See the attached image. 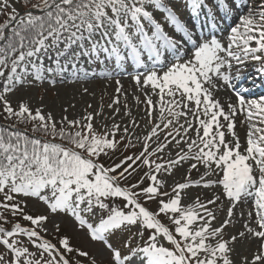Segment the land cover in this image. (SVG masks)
Segmentation results:
<instances>
[{
	"label": "snow or ice",
	"instance_id": "obj_1",
	"mask_svg": "<svg viewBox=\"0 0 264 264\" xmlns=\"http://www.w3.org/2000/svg\"><path fill=\"white\" fill-rule=\"evenodd\" d=\"M23 3L29 7L21 14L14 0H0V15L6 17L0 22V115L16 122L0 124V246L5 249L0 264H81L75 256L69 259L73 252L87 258L88 264H97L94 256L72 246L69 237H60L58 248L41 236L47 232L48 216L26 213V200H18V196L37 198L50 213L74 218L80 230L86 229L93 241L109 249L110 264H235V244L244 240L258 243L250 256L240 257L239 264H264V95L253 96L250 88L234 83L245 78L241 69L250 61L258 63L256 71L264 75V0H242L240 4L231 0V5L228 0H214L223 18L238 14L226 42L216 35L204 38L203 29L200 34L189 30L163 0ZM185 3L194 14L203 6L216 25L205 0ZM157 11L164 12L165 22L181 34V40L164 31L154 17ZM101 54L105 60L115 58L121 70L129 59L143 69L132 76L144 96L143 101L136 97L144 104L147 120L143 135H136L129 126L121 131V123L116 121L119 107L111 116L101 107L95 113L85 110L75 119L64 115L57 121L42 107L33 110L24 101L13 107L7 98L16 86L32 82L29 75L43 82L45 71L62 73L69 63L76 68L82 56L89 63H103ZM145 54L147 61L142 59ZM46 56L55 69L44 67ZM64 57L67 59L61 64ZM233 67L237 68L234 76ZM73 76L87 78V73L81 76L77 70ZM116 84L119 94L120 81ZM225 86L235 101L229 97L222 103L215 95ZM119 103L118 96L114 97L108 108ZM238 115H244L241 124H247L243 142L235 131ZM125 116L131 112L126 111ZM130 123L133 130L139 124L135 118ZM136 144L141 145L139 152L117 158L118 162L113 159L121 145L127 151ZM189 161L194 162L183 182L169 186L161 178ZM200 167L203 174L192 179V172H199ZM143 169L146 171L134 183H125ZM214 186L222 189L220 195L206 201L188 192L193 187ZM222 197L229 206L225 210L221 203L217 211L224 218L214 226L218 216L211 206ZM248 200L253 203L245 219L244 210L237 215L236 207ZM153 201L155 211L145 206ZM3 212L20 216L32 227L16 222L6 229ZM161 215L167 217L168 225L159 219ZM87 216L98 220L92 223ZM241 220L243 231L226 237L225 229L235 228ZM131 226H138L137 232L125 241L127 251L122 252L110 237ZM55 230L59 232L58 223ZM145 232L149 233L147 239ZM21 235L39 254L16 238ZM134 238L140 243L133 247Z\"/></svg>",
	"mask_w": 264,
	"mask_h": 264
},
{
	"label": "rangeland",
	"instance_id": "obj_2",
	"mask_svg": "<svg viewBox=\"0 0 264 264\" xmlns=\"http://www.w3.org/2000/svg\"><path fill=\"white\" fill-rule=\"evenodd\" d=\"M14 5L21 14L24 13L22 0H14ZM5 18H6L5 16H0V20H1L0 22H2ZM64 58L67 59V57ZM44 61L45 58L43 60V64ZM44 67L48 68L45 65ZM44 73L45 75L50 74L46 71ZM6 75H7V71H5V76ZM31 78L32 76L29 75L28 80L31 81ZM106 79L108 80L109 84H103L102 82H99L97 79L77 80L74 83L72 81H66L67 78H65L64 79L65 81L62 82L61 80H58V82H55L54 84L41 82L36 84L33 83L30 84L29 86L26 83H24L21 86L19 85L16 86L14 91L8 94L7 98L11 101L13 107H16L18 102L20 101H24L28 103L33 110L42 107L44 113L51 112L53 117L57 121H59L60 118L64 115H67L69 119H75L78 116H82L85 110H87L88 112L95 113L99 111L101 107H103L106 116H111L113 111L115 110V107H119L120 112L116 116V121L121 123V131L124 126H129L130 131H134L136 135H143L145 133L144 125L147 124V120L144 118L145 117L144 104L141 106V104L137 103L138 102L137 99L135 100L127 93V92H131L130 89L133 88L134 83H131L129 81L122 82V80L118 79L116 76L105 77L104 80ZM117 80L120 81V85L122 87V90L119 94L116 93L115 91V89L117 88V84H116ZM85 88L88 90L87 92L84 91ZM117 96L120 101L119 105L114 106L113 109H109L108 105L112 103L113 98ZM136 97L137 96L135 95V98ZM89 105H91V107H89ZM125 105L127 107H125ZM64 109H67V112H65ZM126 111H130L131 116H125ZM133 118H135L139 122L138 126L134 130L131 128V123H130ZM0 122H3L6 125H11L13 123H16L15 120H5L3 115H0ZM107 122L109 124L112 123L111 120ZM17 126H21L23 128V124H17ZM242 135H243V126L240 129L239 137L244 141ZM117 139H119V136H117ZM133 143L135 144V140H133ZM140 147L141 145L136 144L135 152H139ZM122 149H123V145H121L119 151H121ZM165 155H167V153H165ZM192 162L194 161L185 162L183 167H177L176 169L173 170L171 175L161 178L166 179L169 186L174 185L175 182H183L184 176L187 173V168L189 164ZM203 172H204L203 167H200L199 173H203ZM163 190H168V189H163ZM221 191L222 189L216 186L209 189H205L202 187H193L188 190L191 196L193 197L199 196L201 200L204 201H206L207 199H211L214 195H220ZM23 199H25L27 203V207L24 208L25 212L27 211L38 215L42 214V211L44 209L41 208L38 213L37 206H35L34 203L30 202L32 201V199L29 200L28 198L20 196L19 200H23ZM221 203L224 209L226 210V208L229 205L227 199L224 197L221 198V202H218L217 205L211 206L213 210L217 212V216H218V220L216 224H214V226H218V224L222 221L221 219L222 214H219L220 211H217V209L221 206ZM245 204L246 203L244 202L240 203L236 207V212L238 210L241 211V209L245 206ZM63 220L64 222L67 221L66 219ZM56 221H60V219L58 218L56 219ZM53 223H55V221H53ZM50 225L51 222L48 221L47 223L44 224V228ZM137 227L138 226L133 227V230L135 232H137ZM69 230L76 237H80V238L83 237L81 232L72 229V227ZM239 230H240L239 223L236 224L235 228L232 227L226 228L225 229L226 237L228 233L236 234ZM62 231H65V229H62ZM67 233L70 234L69 232ZM40 234L44 236H48L47 234H45V232H41ZM16 238L21 240L24 246H27L29 249L32 247V244L28 241L27 237L21 235ZM70 243L75 248H79L82 250L81 245H83L85 248L90 250L88 242H81L80 243L81 245H79L76 243L74 239L71 238ZM161 243H163L164 246L166 247H171L170 245L167 244L166 241H161ZM235 249L239 252L238 255L240 257L242 255H248L243 252V243L241 241L236 242ZM240 249L242 250L241 253H240ZM99 250H104V249L99 247ZM0 252L1 253L5 252L3 246H0ZM90 253H92L91 250ZM72 256H75L77 260L83 262L84 264H88L87 258L79 257L75 252L72 253ZM104 264H110V261H107Z\"/></svg>",
	"mask_w": 264,
	"mask_h": 264
},
{
	"label": "bare ground",
	"instance_id": "obj_3",
	"mask_svg": "<svg viewBox=\"0 0 264 264\" xmlns=\"http://www.w3.org/2000/svg\"><path fill=\"white\" fill-rule=\"evenodd\" d=\"M251 72H252V70H251L250 68H246V69L244 70V73L247 74V75L251 74ZM260 85H263V83L261 82ZM236 87H239V85H236ZM127 93H128L132 98L135 99V97L133 96V94H132L131 92H127ZM216 96L221 100L222 103H224V102L227 100V98H229V97L232 98L231 94H230L228 91H226L224 88H223L222 90H220V91H217V95H216ZM233 101H234V100H233ZM200 175H202V174H198V175H197V178H198ZM236 213H237V212H236ZM219 214H222L221 219H223V218H224V214H223L222 212H219ZM237 215H239V212L237 213ZM244 218L247 219L246 217H244ZM240 222H241V224H243V220H241ZM241 242L243 243V247H244V246H247V248H248V252H247V253H248V255L250 256L251 252L255 250L254 247L257 245V241H248V240H244V241H241ZM240 251H241V249H240ZM250 251H251V252H250ZM249 252H250V253H249ZM240 253H241V252H240ZM238 254H239V252L235 249V252L232 254V258H233V260L235 261V264H239L240 256H239Z\"/></svg>",
	"mask_w": 264,
	"mask_h": 264
},
{
	"label": "trees",
	"instance_id": "obj_4",
	"mask_svg": "<svg viewBox=\"0 0 264 264\" xmlns=\"http://www.w3.org/2000/svg\"><path fill=\"white\" fill-rule=\"evenodd\" d=\"M32 2L34 3L35 0H32ZM24 4V3H23ZM25 5V4H24ZM27 7H29L28 5H26ZM0 16H5V15H0ZM1 21V20H0ZM104 160H106L107 158H103Z\"/></svg>",
	"mask_w": 264,
	"mask_h": 264
}]
</instances>
